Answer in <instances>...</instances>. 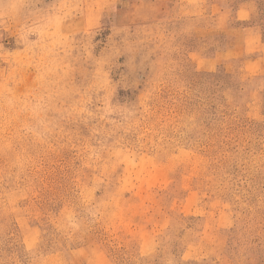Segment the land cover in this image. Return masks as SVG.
I'll return each instance as SVG.
<instances>
[{
  "label": "rangeland",
  "instance_id": "374dc122",
  "mask_svg": "<svg viewBox=\"0 0 264 264\" xmlns=\"http://www.w3.org/2000/svg\"><path fill=\"white\" fill-rule=\"evenodd\" d=\"M0 264H264V0H0Z\"/></svg>",
  "mask_w": 264,
  "mask_h": 264
}]
</instances>
